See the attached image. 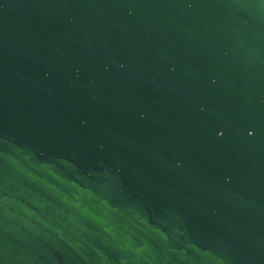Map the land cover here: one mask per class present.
I'll return each instance as SVG.
<instances>
[{
  "label": "water",
  "instance_id": "1",
  "mask_svg": "<svg viewBox=\"0 0 264 264\" xmlns=\"http://www.w3.org/2000/svg\"><path fill=\"white\" fill-rule=\"evenodd\" d=\"M0 264H264V0H0Z\"/></svg>",
  "mask_w": 264,
  "mask_h": 264
}]
</instances>
